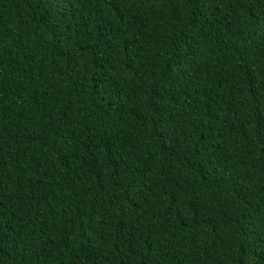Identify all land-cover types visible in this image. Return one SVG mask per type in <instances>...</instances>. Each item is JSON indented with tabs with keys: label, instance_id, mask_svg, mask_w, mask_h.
Listing matches in <instances>:
<instances>
[{
	"label": "trees",
	"instance_id": "1",
	"mask_svg": "<svg viewBox=\"0 0 264 264\" xmlns=\"http://www.w3.org/2000/svg\"><path fill=\"white\" fill-rule=\"evenodd\" d=\"M0 264H264V0H0Z\"/></svg>",
	"mask_w": 264,
	"mask_h": 264
}]
</instances>
